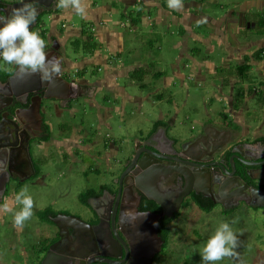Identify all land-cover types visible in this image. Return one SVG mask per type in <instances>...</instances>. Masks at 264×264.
Segmentation results:
<instances>
[{
  "label": "flooded vegetation",
  "instance_id": "obj_1",
  "mask_svg": "<svg viewBox=\"0 0 264 264\" xmlns=\"http://www.w3.org/2000/svg\"><path fill=\"white\" fill-rule=\"evenodd\" d=\"M14 3L19 2L15 1ZM56 44H58V49H56ZM60 44L52 40L49 46L50 51L59 53L61 49L63 50L59 47ZM2 69L5 70L3 74H1ZM15 75L16 71L14 69L9 71L5 67H0V89L5 91L4 86H8L13 90L8 83L10 84V79ZM83 88L85 91L82 94L84 95H89L93 89L87 85ZM82 90L79 88L74 91L73 96L83 92ZM32 97L31 94L30 99ZM14 100L16 101V99ZM53 101L58 104L62 103L63 106H46L44 101L42 104L44 107V109L42 108L43 116L53 112L58 117V109L65 110L69 115L72 114L74 107L71 101L73 100ZM19 106L27 108L31 106V102L28 106L22 104L7 110L4 109L1 116L9 113L12 116L10 117L14 118L15 111L20 108ZM78 110L83 112L85 108H79ZM43 116L40 120V117L35 116V114H25V116H22L23 123H25H18L20 127L18 132H15L16 129H14L11 133H7L5 129L1 128V139L8 134L10 136L8 140L2 141L0 144L4 145L6 143L10 150L0 149V201L6 199L8 202L9 200L12 207H14V204L10 200L11 198L7 196L12 184L16 183L17 187H20L21 184H27V182L34 183L43 175L40 174V166L35 163L31 153V144L33 141H39L37 147L40 152L42 151L39 160H43L49 136L54 130V127L49 125L52 123H47ZM2 120L3 117L0 118V125ZM232 125L234 124L232 123ZM158 129L155 128L154 131L158 132ZM21 133H24V135L21 136ZM167 134H169L168 130ZM164 135L166 136L165 133L161 132L154 134L153 137L148 135L147 139H153L144 142L146 144L153 143L148 145L152 150L165 146L168 151L173 152V148H175L176 154L173 157L178 159L180 155H183L188 164L172 161L170 162L173 164H169V161L163 160L161 164L168 165L169 174L166 178H164L165 176L161 177L162 183L160 182L159 185L146 182L145 178L144 183L141 176L143 171L145 172L139 166L140 160L146 154L143 146L136 147L137 145H135V147L125 150L127 156L124 155L120 160L117 159V147L112 142L108 144V148H106L107 142L102 146L104 155H94L92 151L77 152L78 154L75 153L74 156L64 155L67 157L66 159L72 160L75 164L79 163L83 168H86V165L91 166V169L95 165L99 166V169L106 166L107 172H115V175L109 173L111 176L109 183L102 184L98 189L85 194L87 199L86 203H83L90 208L91 214L88 216L89 219L79 218L93 230L102 227L101 239L103 244L99 243L95 232L90 233L85 227L83 229L78 227L81 250L89 255L84 263L77 257L75 259L72 257L74 259L73 264H166V258H168L165 254L166 251L169 249L175 253L174 248H171V239L174 236L177 237V234L172 235V233H175L173 226L177 229V224L183 222L186 215L190 218H197V212H201L203 207H205V210L212 209L214 213L222 215L223 213L232 215L239 210L241 211L242 206L254 209L255 212L264 209V207L253 206L259 201L251 192L252 189L264 192V130L259 124L255 126L244 124L231 126V124L227 125L224 122H221V124L209 123L204 126V132L198 137H193L189 144L184 141L181 142L178 136L172 137L175 140H171L167 136L165 138ZM163 139L172 142L171 147ZM178 144L184 145V151L178 149ZM197 144L200 150L205 153L201 160L205 163L201 164L221 163L230 174L233 173V176L226 177L222 168L193 166L200 161V155L196 148L195 155L192 158L188 157V154L192 153L189 147ZM137 152H139V155ZM111 153H114V155ZM87 156L88 158H86ZM231 160H233L234 170ZM142 164L146 166L148 171L153 166L146 161ZM4 183L6 188L2 191ZM142 188H145L146 191L144 192ZM185 191H188V194L180 201L177 199V205L171 204L168 212L164 210L159 202L148 197L151 194L157 196L158 200L170 204L175 194H178L179 198L180 194ZM119 194L121 198L117 203ZM12 198L14 199V196ZM190 209L195 212H191ZM45 211H52V209L48 208ZM170 213L172 214L169 215ZM61 215L65 214L56 213L55 216L53 214L48 216L50 219L48 224L56 226L57 231L45 239L55 238V240L44 242L40 251L36 248V257L31 261H27V264H44L51 247L62 240L60 227H64L70 232V237H65L66 242L73 243V241H76L72 231L73 222L59 220V225H57L52 221ZM38 216L42 220L41 215L38 214ZM165 228L169 231L167 243L164 238ZM117 234L121 240L118 239ZM73 250L71 248V251ZM113 256H116V258Z\"/></svg>",
  "mask_w": 264,
  "mask_h": 264
},
{
  "label": "crops",
  "instance_id": "obj_2",
  "mask_svg": "<svg viewBox=\"0 0 264 264\" xmlns=\"http://www.w3.org/2000/svg\"><path fill=\"white\" fill-rule=\"evenodd\" d=\"M4 1L20 2V0H0V2ZM111 1V4H100L97 0H83L87 9L85 18L76 15L71 8H57L56 11L48 14L49 18L46 20L50 21L49 25L41 17L34 29L45 39L46 51L49 55L61 58V76L75 83L76 91L79 88L83 89V92L77 93L76 98L71 100L82 98L83 101L89 102V107L97 110L100 124H104L108 119H111V112L124 114L128 104L142 111L143 103L147 100L143 97L144 94L141 96L130 94L128 87L120 83L121 79L128 81L133 79L136 81L135 84L142 89H157L161 83L160 89L166 88L167 90L176 81L188 86L187 78L206 81L208 76H217L220 81L217 87L220 93L218 103L224 101L229 103L228 106H232V109L228 111L233 115L232 121L222 120L231 126L259 124L264 130V116L258 117V124L254 123L256 117L254 114H250L249 110V106L256 100L258 101V95L264 97V0H183V8L179 11L167 8L164 0ZM118 4L124 6L123 12H121L122 8L117 6ZM75 17L81 18L86 28L73 25ZM141 28L154 31L157 36H163V40L167 36L165 44H174L173 50L181 52L180 57L171 64L170 74L163 70L154 73L155 62L149 61L146 57L147 54L142 55V50H138L134 35L138 34ZM90 35H92L96 47L92 52H88L81 61L66 56L69 44L79 39L83 41V44L88 45L91 42ZM174 39L176 41H173ZM52 40L61 43L59 47L63 50L61 49L59 53L51 52L49 46ZM190 41L204 45L207 55H195L203 58L202 60L190 56L192 53ZM55 46L58 49V44ZM125 53H129L127 57H125ZM185 59L186 63H184ZM91 67L94 74L98 72L103 76L96 81L87 80L88 75L85 73ZM218 68L221 70V75H217ZM96 69L98 70L96 71ZM186 70L189 73H186ZM206 73L208 76L205 75ZM247 74L257 76L259 85L256 83L251 85ZM72 75L76 76L73 78ZM151 76L157 78L158 81L156 79L155 81L149 80ZM24 79L26 78L24 77ZM85 85L93 88L89 95L82 94L85 91L83 88ZM223 86L228 87L230 91L225 90ZM160 89L153 93L162 101ZM104 90H108L104 102L112 106H103L105 104L102 105L99 101L101 92ZM117 99H121L123 104L115 106L113 103ZM73 101L71 102L73 103ZM171 106H177V114L170 118L171 127H173L182 109L177 104L171 103ZM258 106H264V98L260 99ZM107 107L111 108L106 109ZM84 108L87 109V106ZM78 109L73 108L71 115L65 110L58 109V118H62L66 113L68 118H74L79 113ZM262 110L264 111V108ZM248 121H252V123L250 124ZM87 126L84 129L86 132L80 128H73L69 136L64 139L49 136L47 153L51 152L53 148L62 155L73 156L81 151H103L101 147L98 149L97 141L92 139L95 126L90 122ZM153 127V130H148L147 135L153 137L154 134L161 132L167 136L168 127L165 123H154ZM67 128L71 129L69 124ZM155 128H159V131L155 132ZM147 137L144 138L143 135L136 138L137 144L151 141ZM106 142V148L111 142L117 147V142L111 137ZM133 147L135 145H132ZM111 154L114 155V153ZM10 200L13 201V198L11 197ZM13 204L15 206V203Z\"/></svg>",
  "mask_w": 264,
  "mask_h": 264
},
{
  "label": "rangeland",
  "instance_id": "obj_3",
  "mask_svg": "<svg viewBox=\"0 0 264 264\" xmlns=\"http://www.w3.org/2000/svg\"><path fill=\"white\" fill-rule=\"evenodd\" d=\"M97 2L100 4L112 3L111 0H97ZM164 2L168 8L167 0H164ZM117 6L122 8L121 12H123L124 6L121 4ZM48 18V14L43 16L44 22L49 25L50 21L46 20ZM82 21L81 18L75 17L73 25L76 24L79 27L86 28ZM127 32L129 31L127 30ZM134 38H136L138 50H142V55L147 54V59L155 62V70L153 72L157 73L163 70L170 74V66L180 57L181 52L173 50L174 44H165L168 37L165 36V40H163L164 37L157 36L154 31H147L145 28H141L140 32L134 35ZM173 41H176V39ZM78 44H82V47L77 46ZM190 45L191 57L202 60L203 58L195 55H207L202 43L190 41ZM93 48L94 46H86L82 40L76 39L67 46L66 56L73 60L79 59L81 61L88 52H92ZM194 48H196L195 53ZM128 54L125 53V57ZM184 63H186V59ZM4 71L2 69L1 74ZM220 71L218 68L219 73L217 75H221ZM186 73H189V71L186 70ZM85 74L88 75L86 77L87 80L92 79L94 81L103 76V74L98 72L94 74L92 67ZM205 75L208 76L207 73ZM247 75L249 76V82L252 83L251 85L254 83L259 85L257 76L254 74ZM72 76L74 78L76 75ZM210 77L208 76L206 81L187 78L186 83H188V86L176 81L167 90L166 88L164 90L160 89L161 83H159L157 89H142L135 84L136 81L133 79L131 81L121 79L120 83L128 87L130 94L133 96L144 94L143 97L147 98L143 103L142 111L128 104L124 114L111 112V119H108L104 124H100L101 121L98 118L97 110L90 108L89 102H85L81 98L74 100L72 106L74 108L87 106V109L83 112L79 111L74 118H68L67 113L62 118H58L55 113L49 112V114L44 116L45 121L52 123L54 130L51 132V136L56 139L68 137L73 128H80L86 132L84 129L88 127L87 124L90 122L95 126V130L94 127L92 128L94 130L92 139L97 141L98 148H102L104 142L110 137L117 142L118 160L122 159L124 155L127 156V153L124 152L125 150L137 144L136 138H140L143 135L144 138L148 136V130H153L155 127H153L154 123H165L167 125L169 131L167 136L169 139L179 136L181 142L184 140L189 144L193 137H198L204 132L206 124H221V122L225 121L222 119L232 121L231 118H233V115L228 112L232 109V106H228L229 103L224 101L218 103V96L220 95L217 88L220 84L219 77ZM150 79L153 81L157 80L154 76H151ZM223 87L225 90L230 91L228 87ZM158 89H160L163 97L162 101L153 93ZM101 94L102 97H99L101 104H105L103 106H112L104 102L105 96L108 95V90H104ZM263 98V96L258 95V101L256 100L249 106L250 114L255 115L254 123L257 124L259 122L258 117L264 116V111L262 110L264 106H258L260 99ZM52 103L53 101L51 100L46 101V106H59L58 103ZM171 103L177 104L182 109L173 127H171L170 118L177 114V106H171ZM113 104L117 106L122 105L123 102L121 99H117ZM108 108L110 109L111 107L106 109ZM162 115L163 119L161 118ZM68 124L71 129L67 128ZM38 143L39 141L37 140L33 141L31 153L35 163L40 166V174L43 175L40 179L35 180L34 183L27 182V184H21L20 187H17L16 183L12 184L7 194L10 198L15 197V194L22 187L27 186L35 201L34 215L22 228H18L13 223L12 213H4V211L0 210V264H27V261H31L36 257V248L40 251L44 242H53L55 240V238L48 240L45 238L55 234L57 227L42 222L38 216V214L41 215L45 212L46 209L50 208L54 213L58 214L89 219L88 216L91 214V210L83 203V199L86 197L85 194L98 189L102 184L109 183L111 179L109 173L115 175L114 171L107 172L106 166L99 169V166L95 165L91 169V166L86 165V168H83L79 163L75 164L72 160L66 159L67 157L55 148L52 149L50 154L46 150V155L44 154L43 160L40 161L39 157L42 152L37 147ZM177 147L179 150H183L184 145L178 144ZM98 151L93 150L92 152L94 155H104L103 151ZM12 203H15V199H13ZM19 207L21 206L15 203L14 208L18 210ZM242 207L241 211L239 210L232 215L214 213V210L210 213L198 211L197 218H190L186 215L183 218V222L177 224V229L173 226L175 233H172V235L177 234V237L174 236L171 239V248H174L175 253L169 249L166 251L165 254L168 257L166 258V264H200V248L215 231V228L224 221L230 223L235 221V223H232V227L239 237L238 255L226 257L218 264H264V209L255 212L254 209L245 208L246 206ZM190 211L195 212L193 209H190Z\"/></svg>",
  "mask_w": 264,
  "mask_h": 264
},
{
  "label": "water",
  "instance_id": "obj_4",
  "mask_svg": "<svg viewBox=\"0 0 264 264\" xmlns=\"http://www.w3.org/2000/svg\"><path fill=\"white\" fill-rule=\"evenodd\" d=\"M25 2H29V0H25ZM9 3V4H7ZM21 4L19 3H13V1H9V2H0V17H7L10 15L12 9L14 8H18L20 7ZM38 10H39V15H38V19L37 22L33 25H30V30H34L35 27L38 25V21L41 17H43L45 14H48L52 11H56L57 7L55 4V0H39V3L36 5ZM3 26V23L0 22V27ZM24 77L26 79H24ZM32 78V79H31ZM1 84V82H0ZM9 86H11L13 88V93H11L10 95H6V93L0 91V97H2V100L0 101V118L3 117L2 120V124L0 125V131H2V129H5V131L7 133H11L12 131L15 130V132L20 130V127L18 126V123H23V118L22 116H25V114H35V116L40 117L39 119H42V108L44 109V107L42 106L43 102L45 101H53V100H71L76 98V96H73V92L76 91V86L75 83L70 82L69 80H66L65 78H63L61 76V73L54 79V81H52L51 83L48 82H44L41 80L39 75H35L33 74L31 77L30 75H23V74H17L14 77H12L10 79V84L8 83ZM18 89H16V88ZM15 90L17 91V93L15 92ZM31 94L33 95L32 99H30ZM16 99V101L14 100ZM29 102H31V106L25 108L24 106H19L20 108L17 109L15 111V117L11 118L12 116L9 113H6L5 115L1 116V112L4 109H10L11 107H17V105H25L28 106ZM55 101H53L52 104H54ZM59 106H63L62 103L59 104ZM46 110V108H45ZM11 116V117H10ZM25 123V122H24ZM23 123V124H24ZM2 128V129H1ZM21 136L24 135V133L20 134ZM10 134L5 135L2 139L0 137V143L2 141H6L9 139ZM165 136V135H164ZM166 138V136H165ZM19 139V138H18ZM151 140L153 138H150ZM141 143V142H140ZM143 143V142H142ZM29 145V144H28ZM22 147V146H21ZM30 147V146H28ZM144 151H145V155L144 157L140 160L139 166L142 167L143 170H145V172L143 171V174L141 175L143 177V179L145 178L149 183H152L154 185H159V183L162 181L160 180L161 177L166 178L169 174L168 171V165H162L161 163H163V160L166 161H172V162H182L185 165L188 164V162L185 160V158H183V155H180L179 158H174L173 155L176 154L175 152V148L174 151H168L166 149L165 146H162L161 148H156L155 150L150 149L148 145H144L143 146ZM6 149V150H10L9 146L5 143L4 145L0 146V149ZM137 150V149H136ZM184 151V148H183ZM139 155V152H137ZM173 157V158H172ZM146 161L148 162L149 165H153L151 166V170L148 171L146 169V166L143 165L142 163ZM232 162V168L234 170V164H233V160H231ZM201 163H205V162H198L196 164H194L193 166L196 167H216V169H220L222 168L223 170V174L228 177L230 175L233 176V173H229L224 166H222L221 163H214V164H209V165H205V164H201ZM169 164H173V163H169ZM212 171V169H210ZM209 170V172H211ZM210 175V174H209ZM8 177V175H7ZM145 179H144V183H145ZM228 181H230L228 179ZM6 188V185L4 183L3 185V190L4 191ZM144 190V192L146 191L145 188H142ZM252 194L255 196V198L257 197V200L259 201L258 203L253 204V206H258V207H264V192L263 191H258L256 189H252ZM188 194V191H185L183 194H180V197L178 198V194H175L173 196L172 201L170 202V204H167L161 200H158L157 196H153V195H148V197H150L151 199L156 200L157 202H159L162 207L164 208V210L166 212L169 211L170 209V205H177L178 201L177 199L180 201L181 199H183L186 195ZM121 195L119 194L117 196V203H119L120 201V197ZM91 205L93 206V204L91 203ZM172 213H170L169 215H171ZM59 220L62 221H70L73 222L72 225V231H73V236L76 238V241H73V243L71 242H66V238L65 236H68V238L70 237V232L69 230L64 227H60L61 230V235L62 237V241L53 245L51 247L50 252L47 255L46 260L44 261V264H67V263H74V259L77 257L78 259L81 260L82 263H84L85 259L88 258V253H83L82 252V247H81V243L79 241V230L78 227L80 228H86L90 233H93L95 231V235L97 236V239L99 241V243L102 245L103 241L101 239V226L97 227L96 229H91V227H89V225L87 223H84L81 219L76 218V217H72V216H67V215H61L58 218L53 219L52 221L59 225ZM116 231V230H115ZM78 233V234H77ZM87 234V233H86ZM118 235V234H117ZM90 238V237H89ZM118 239L121 240L120 236L118 235ZM71 248H73L74 250L71 251ZM74 259H73V258ZM114 258H116V256H113Z\"/></svg>",
  "mask_w": 264,
  "mask_h": 264
},
{
  "label": "clouds",
  "instance_id": "obj_5",
  "mask_svg": "<svg viewBox=\"0 0 264 264\" xmlns=\"http://www.w3.org/2000/svg\"><path fill=\"white\" fill-rule=\"evenodd\" d=\"M39 0H20L21 6L12 9L7 17H0V67L15 70L17 74L39 75L44 82L51 83L62 72L61 58L52 56L46 51V41L30 25L37 22ZM59 9L71 8L73 12L85 18L87 9L83 0H55ZM169 9L179 11L183 8V0H167ZM15 203L19 209L13 208L7 200L0 201V210L12 213L13 223L22 228L34 215L35 201L27 186L15 194ZM232 223H235L233 221ZM232 223L224 221L208 237L199 250L200 264H218L226 257L238 255L239 237L233 230Z\"/></svg>",
  "mask_w": 264,
  "mask_h": 264
},
{
  "label": "bare ground",
  "instance_id": "obj_6",
  "mask_svg": "<svg viewBox=\"0 0 264 264\" xmlns=\"http://www.w3.org/2000/svg\"><path fill=\"white\" fill-rule=\"evenodd\" d=\"M5 87V91L4 90H2V89H0V91H2V92H4V93H6V95H10L11 93H13V90L11 89V88H8V86H4ZM16 88V87H15ZM15 92L17 93V91L15 90ZM0 95H3V94H0ZM2 100V97H0V101ZM3 101V100H2ZM163 141L164 142H166V143H169L170 144V147H171V145H172V142H170V141H166V139H163ZM204 142V141H203ZM145 145H152L151 143H149V144H145ZM0 146H1V144H0ZM139 146H144V143H138L137 144V146L136 147H139ZM192 146V145H191ZM189 147V150L192 152V153H189L188 154V157H190V158H192L194 155H195V150H196V148H197V150H198V154L200 155V162H202L201 160H202V156H203V154H205L203 151H201L200 150V147H198L199 145L197 144V145H193L192 147ZM148 163V162H147ZM95 232V231H94ZM62 236V235H61ZM66 237V236H65ZM63 238V237H62ZM64 239V238H63ZM62 241V240H61ZM51 250V249H50ZM50 252V251H49ZM48 255V254H47Z\"/></svg>",
  "mask_w": 264,
  "mask_h": 264
},
{
  "label": "trees",
  "instance_id": "obj_7",
  "mask_svg": "<svg viewBox=\"0 0 264 264\" xmlns=\"http://www.w3.org/2000/svg\"><path fill=\"white\" fill-rule=\"evenodd\" d=\"M89 38H91V42H90V44H86L85 43V45H87V46H94V40H93V38H92V35H90L89 36ZM77 46H81V44H78ZM95 47V46H94ZM96 48V47H95ZM247 68V67H246ZM51 135V134H50ZM86 199H87V197H84V199H83V202L84 203H86ZM205 207H203V209H202V211L203 212H205V213H210V212H212V209H210V210H205L204 209ZM54 215L55 216V213L53 212V211H45V212H43L42 214H41V219H42V221L43 222H47V223H50V219L48 218V216L49 215ZM165 226V225H164ZM164 226H163V229H164ZM166 230H164L165 232H164V238H165V242L167 243V239H168V237H169V231H167V228H165Z\"/></svg>",
  "mask_w": 264,
  "mask_h": 264
}]
</instances>
